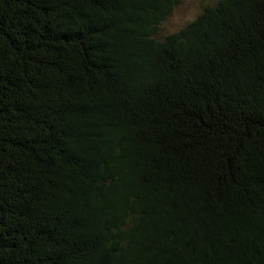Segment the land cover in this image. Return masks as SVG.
I'll use <instances>...</instances> for the list:
<instances>
[{
	"label": "trees",
	"instance_id": "1",
	"mask_svg": "<svg viewBox=\"0 0 264 264\" xmlns=\"http://www.w3.org/2000/svg\"><path fill=\"white\" fill-rule=\"evenodd\" d=\"M0 0V264H264V0Z\"/></svg>",
	"mask_w": 264,
	"mask_h": 264
},
{
	"label": "rangeland",
	"instance_id": "2",
	"mask_svg": "<svg viewBox=\"0 0 264 264\" xmlns=\"http://www.w3.org/2000/svg\"><path fill=\"white\" fill-rule=\"evenodd\" d=\"M214 0H181L174 10L160 25V34H168L181 28L193 19L200 11L203 4Z\"/></svg>",
	"mask_w": 264,
	"mask_h": 264
}]
</instances>
